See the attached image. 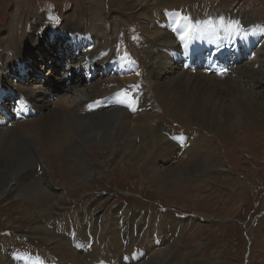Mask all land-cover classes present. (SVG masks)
I'll list each match as a JSON object with an SVG mask.
<instances>
[{
  "label": "rangeland",
  "instance_id": "1",
  "mask_svg": "<svg viewBox=\"0 0 264 264\" xmlns=\"http://www.w3.org/2000/svg\"><path fill=\"white\" fill-rule=\"evenodd\" d=\"M100 2L104 4L101 3L99 9L101 14L99 19L95 20L92 18L93 11L97 7L94 0H0V67L3 69L0 71V100L4 103L3 111H0V126H8L15 120L12 108L16 105L14 102L19 100L17 87L22 84L32 86L33 83L45 82L42 85L46 91L45 99L48 101L50 98L53 100L57 91L55 87L64 85V81L60 79L68 70L67 62L70 63V59L66 61L67 56L77 49L79 53L83 50V42L77 39L79 46H76L75 36H66L67 31L75 32L74 29H79L80 33H88L92 37V34L104 27L111 30V35L116 39L115 47L111 51L116 49L115 53L122 58L123 53L129 50L131 53L128 55L136 57L135 63L140 62L136 52L140 53L142 47H147L145 33L141 27L142 22L145 24L144 20L142 21L141 6H133V0H100ZM181 2L161 0L160 5L168 4L178 7ZM186 5L190 15L196 21L212 16L219 10L225 13L240 12L247 16L264 18V0H186ZM103 19H105V25ZM9 24H11V30L18 31L17 47L13 43L8 47L11 39ZM64 25L68 28L63 27ZM57 29H59L58 32H56ZM55 33L56 35L64 34L63 37L68 40L53 35ZM94 40L95 35L92 37V43H89L90 40L87 39L84 41L90 46ZM65 44L67 46H64ZM15 48L17 50L14 52ZM36 49L34 53L24 56L25 60L32 57L31 64L22 60L21 56ZM148 49L151 51L153 47L149 45ZM180 50L183 51V49ZM180 50L173 56L182 53ZM19 53L22 54L20 57H18ZM71 60L74 61V59ZM175 63L183 66L178 58ZM188 68L196 69L192 66ZM96 71L97 75L111 77V74L104 75V70L95 69L94 72ZM26 72L30 73L28 78L20 79ZM69 72L71 76L68 77V81L73 83L74 79L80 75L74 74L71 70ZM130 73L129 75L133 74ZM16 74L23 76L15 77ZM12 77H15L17 83L11 81ZM137 80L138 84L143 83L141 77ZM82 83L84 86L86 82ZM255 86L250 89L242 88V92H234L236 95H241L239 100L229 99L227 96L226 99L222 96V99L216 97L211 100L209 106L219 110L212 112L224 121V125L217 128L210 126L209 122V126L200 127L199 124L204 125L200 118L184 119L169 116L157 104L148 106V111L151 108L155 110L159 121L166 125V129L173 128L185 137H188L190 133L195 139L204 137V143L215 151L209 153L207 159L203 161L200 160L202 156L196 158L197 153L201 151L197 149L196 155L190 150L186 154L189 157L185 158L184 153L178 162L175 157L164 160L163 153H159L160 156L151 158L150 162L135 161L133 170L120 169V167L117 168L120 154L116 151L122 149L123 143H119V148L116 146L113 152L107 145L104 146L103 141L84 148L81 155L85 154V156L80 155L79 159L60 155L57 150L48 155L43 150L42 155L45 159H42L38 152L39 162L36 169L47 172L56 189L57 197L63 193L65 202L59 206L60 209L44 213L41 211L47 210L50 202L51 205H55L54 207L58 206L56 205L57 197L54 195L49 197L51 192L48 191V195L44 193L34 195L33 197L37 196L34 199L25 198L27 196L23 194L25 191L21 187L4 193V197L0 198V251L15 249L20 255H23L26 250L39 251V254L46 259L53 257V260H50L56 264H72L62 261L59 254L64 257L67 252L63 248L54 250L47 237L54 231L59 234L63 230L62 227H69L66 230L74 233L73 238L85 236L87 231L84 228L88 227L92 231L97 216L101 215L105 217L106 222H109L116 211L122 213L123 218L129 223L135 224L144 231L147 229L156 230V232L164 231L165 238L166 236L174 238L167 247L174 244L168 259H165V264H264V121L259 122L255 119L256 116L264 119V109L260 106V104L263 105L262 98L247 93L251 89L257 90V93H260L259 96L264 97V90H258ZM31 105H28L30 113L22 119L23 121L31 119L41 121L53 117L51 116L54 113L53 104L36 111ZM1 108L2 106L0 110ZM134 108L141 110V108L132 107L130 112L134 113ZM137 117L144 118V115ZM229 120L233 124H229ZM254 124L260 126H254ZM152 138L147 139L144 136L142 140L149 144ZM178 141L179 139L174 140L177 144ZM190 143L192 144L189 142L186 148L191 149ZM139 146L141 141H136L135 148ZM144 149L148 152L149 148ZM183 157L185 162L182 161ZM86 159L91 161L87 163L89 168H93V162L97 161L94 163L97 166H94L95 171L103 173L99 180L90 179L88 172L78 164ZM191 159L193 161L189 163ZM181 165H187L189 171H193L181 173L179 177L186 185L183 187V192L175 194L170 190H160L156 185L147 182L152 177L151 170L148 171L149 167L156 172L166 170L169 172V177H173L172 173L182 171V169L177 170L178 167L184 168ZM188 174L193 178L183 180ZM198 175L207 177L208 183L196 187L197 191L192 185H200L197 180ZM79 182H82L84 186L76 188L75 185ZM69 184L70 187H68ZM196 193L201 197L200 202L189 199L191 194ZM47 196L48 203L40 202ZM177 228L179 236L178 233L177 236L175 235ZM109 229L105 228V230ZM169 232H172L173 236L168 235ZM150 233L147 231L143 235L145 242H140L141 244L144 242V245H137L136 253H133V248L138 240L133 241L130 252L134 260H139L143 255L145 257L142 261H148L151 258L152 254L146 251L151 238L153 239ZM90 238L89 243H83L80 239L79 251L90 250L92 244L99 243L103 250L107 249L105 242L97 240L94 236ZM157 238L155 235L154 245L157 248L165 247L166 244L164 242L163 245L160 244L159 238V242H156ZM75 240L72 242L73 246ZM91 251L94 252L95 249ZM124 253L121 252L119 255L113 253L112 257L108 254L104 256L102 252L100 255L107 264H117L122 258L128 264L130 255L128 257ZM15 260L19 263L23 262L22 259L15 258Z\"/></svg>",
  "mask_w": 264,
  "mask_h": 264
},
{
  "label": "bare ground",
  "instance_id": "2",
  "mask_svg": "<svg viewBox=\"0 0 264 264\" xmlns=\"http://www.w3.org/2000/svg\"><path fill=\"white\" fill-rule=\"evenodd\" d=\"M94 1H96L97 7L93 11L92 18L97 20L101 14L99 10L100 5L104 3L100 2V0ZM160 1L161 0H133V6L139 5L142 8V21L144 20L145 24L142 22L141 27L145 33L144 37L147 46L142 47L140 53L136 52L140 60L138 64H136L134 60L126 63H123L121 60L115 62L114 59L117 55H115L114 50L113 56H109L111 49L115 47L114 43H116V39L111 35V30L103 27V29L92 34V37L95 35V40L93 44L89 46L85 41L87 39L90 40L89 43H92L91 35L89 36L88 33H80L79 29H74L75 32L67 31L65 34L69 37L75 36L74 44L76 46L78 45L77 39L81 40L83 42V50L79 53L76 48L77 50H75L74 53L67 56L66 61L70 59V63L67 62L68 70L64 72L63 77L60 79V81H64V85H57L55 87L57 91L55 92L53 100H51V98L48 101L45 99L46 91L45 87L42 85L45 82L33 83L32 86L22 84L17 87L19 100L15 102L16 105L12 108L15 120L8 126H0V198L4 193L19 187L24 189L25 192L23 194L27 196L25 198L34 199L37 197H33L34 195L41 193L48 195L49 192H51L49 197L52 195L57 197L56 189L50 180L51 177L48 176L46 171L36 169V165L39 162L37 159L38 152L40 154L39 157L45 159V156L42 155L43 150L46 151L47 155L57 150L60 155L63 154L68 158L79 159L80 155L83 154L84 148H89L91 145L99 144L102 141L104 146L107 145L113 152H115L116 146L119 148V143H123L121 146L122 149L116 151L120 154L117 160V168H127L128 170H133L135 161L141 160L139 163H142L147 160L150 162L151 158L160 156L159 153H163L164 160L175 157L176 162H178L184 153L186 158L188 156L186 154H188L190 150L195 154L198 149L201 151H199L197 155L195 154L196 158L197 156H202L200 160H206L213 149L211 146L204 143V137L195 139L193 135H190L192 133H190L188 137H185L173 128L168 127V129H166V125L161 123L162 121H159L158 114L154 112L155 110L151 108L148 111V106L150 104H157L160 105L169 116H177L184 119L200 118L201 122L204 124H199L200 127L209 126L210 124V126L217 128L224 125V121L217 118L212 112L219 110L216 108L212 109L211 106H209L213 98L217 97L218 99H222V96H225L224 98L226 99L227 96L229 99L239 100V96L241 95H236L234 92H242L243 89H250L255 85L258 90H264V35L260 34L264 30V18L260 16H247L240 12L225 13L219 10L212 16L196 21L195 18L190 15L186 0H178L184 2L182 6V2L178 4V7L168 4H163L161 6ZM155 5L160 7H154ZM105 19H103L104 25ZM177 20H180V26L178 27L175 26ZM9 25L11 39L9 37L10 43L8 47L11 46V43L17 47L18 41L16 39H18V31L15 32V30H11V24ZM16 25L14 26L16 27ZM67 25L63 27L68 28ZM214 27L221 30L219 35L222 38H224L223 35L226 37L230 34L235 36L233 46L235 45L236 50L234 52L229 50L225 51L222 55L224 59L228 60V63L225 65L230 69L229 75L218 77L211 73L209 69L204 66V63L198 61L195 62V65L193 64L194 67H192L196 68L193 70L181 67L180 64L173 61V53L180 49H183V54L190 56V60H193L194 53L189 47V42L192 41V35H194L195 32L199 33L203 31L207 39L211 41ZM59 29H57L56 32H58ZM187 29H191L189 33H186ZM56 34L57 33L53 35L68 40L63 37L64 34ZM259 35L260 37L257 39L258 42H256V46L252 49L253 52L248 54V59L246 58L241 62L237 53L241 54L242 50L247 52V48L254 41L253 37H258ZM119 36L120 35H118V37ZM182 36L184 37L183 39L181 38ZM149 45L153 47L151 51L148 49ZM64 46L67 45L65 44ZM202 46L208 47L209 44L205 40ZM72 47L73 46H71V48ZM16 50L17 48L13 49L14 52ZM34 51H37V49L23 56L19 53L18 57L21 56L23 61L31 64L30 61H32V57L25 60L24 56L29 55L31 52L34 53ZM40 51L42 52V49ZM132 56L137 62L136 57L134 55ZM15 58L16 57H14V59ZM71 59H74V61L72 62ZM16 60L17 59H15V61ZM199 65L202 68L201 70L196 67ZM95 66L97 67L95 68ZM95 69L104 70L103 74H111V77L106 78L101 74L97 75L98 72H94ZM1 70H3L2 67H0V71ZM70 70L80 75L74 79L73 83L68 81V77L71 76ZM129 72L133 74L130 73L131 75H129ZM28 74L30 75L29 72H26L24 77H20L23 75L16 74L15 77L19 75L20 79H27ZM15 77H12L11 81L17 83ZM140 77L143 79L141 81L143 83L138 84L137 79ZM83 81L86 82L84 84L85 87L82 86ZM140 85H142V87ZM124 93L127 95H123ZM247 93H252L256 97L262 98L261 103H263V105L260 104V106L264 109V97L261 95L259 96L260 93H257V90L251 89L247 91ZM0 102L2 101L0 100ZM49 104H53L54 106V113L51 114V116H53L51 119L45 118L41 121L31 119L26 122L22 120L30 113V106L28 105H31L32 109L36 111L37 109L41 110ZM0 106H2L0 111H3L4 103ZM133 106L141 108V110L134 108L135 112L132 113L130 109ZM23 109L25 110V114L20 113ZM136 115H144V118L137 117ZM131 117L140 119L133 120ZM255 119L259 122L264 121L263 118L258 116H256ZM228 123L233 124L230 120ZM254 126L260 125L254 124ZM157 131L159 132L157 133ZM144 136L147 139L154 137L155 143L154 138H152V141L150 140L149 144H146L142 140ZM178 139L179 141L177 144L174 140ZM136 141H141V146L135 148ZM186 142H192V144L190 143L191 149L183 147ZM145 147L149 148L148 152L144 149ZM182 150L184 151L182 152ZM185 158L183 157V162H185ZM193 158L194 157H192V159ZM192 159L189 163H192ZM89 162L91 163V161L86 159L78 164H80L83 170L88 172L87 175L90 179L97 178L99 180L103 173H97L95 171V167L97 166L94 163L97 161L93 162V168L87 166ZM181 166L186 170L184 171V168L179 167L178 169L175 168L177 170L182 169V171L180 170L172 173L173 177H169V172L164 169V171L156 172L153 168L149 167L148 171L151 170L152 177L147 180L146 176L145 179L150 184L156 185L160 190H170L172 193L179 194L184 191L183 187L186 186L179 177L181 173L185 174L190 172L187 165ZM189 178H193V176L188 174L183 180ZM197 180L200 185H192L194 186L193 189L197 191L198 189L196 187L204 186L208 183V178L202 175H198ZM82 186H84L82 182L75 185L76 188ZM68 187H70V184ZM49 197L47 196L43 200H40V202L45 203ZM189 199L196 202L201 201V197L198 196L197 193L191 194ZM56 200L57 207H54V204V206L51 205L50 202L47 210L41 212L45 213V211L48 212L49 210L60 209L59 206L63 205L65 202L63 193H60ZM112 216L113 218L109 222L105 221V217L103 218L101 215L97 216L92 231L89 230L88 227L84 228L87 231L85 236L82 235L73 238L74 233L66 230L69 227H62L63 230L59 234L54 231L53 233L51 232L52 234L47 238L54 250L55 248L56 250L63 248V250L67 252L64 257L58 252L60 258L65 263L107 264L104 263L105 261L100 255L101 252L104 256L108 254L111 255V257L113 253L119 255L121 252H125L124 254L126 256L130 255V257L128 256L130 259L128 264H165V259L170 255L174 244L170 245L169 248L167 247L174 238H170L171 236H166L165 238L164 231L156 232V230L148 229L144 231L140 227L135 226V224L132 225L125 220L122 213L115 211V214H112ZM105 228H110L112 230H105ZM147 231L151 232L150 234L153 236V239L156 235L160 240V244L163 245L164 242L166 245L165 247L157 248L150 236L151 243L146 247V251L152 254L151 258H149L148 261H142L145 257V255H143L139 260H134V256L130 252V247L133 246V241L138 240L133 248L134 253L136 246L145 240L142 237ZM177 233L178 228L175 234L176 236ZM170 234L172 235L173 233L169 232L168 235ZM91 236H94L101 242H105L107 249L103 250L99 243L92 244L91 249H95L94 252H92L91 249H85L83 252L79 251L80 239H82L83 243H87L91 240ZM158 238L156 242H159ZM74 239L76 240L73 246L72 242ZM144 242L139 246H143ZM20 250L21 249H19V251ZM3 251V253L0 251V264H16L18 261H16L15 258L24 261L19 264H56L33 250H26L23 255H20L15 249L13 251L4 249ZM117 264H126L124 258L119 259Z\"/></svg>",
  "mask_w": 264,
  "mask_h": 264
},
{
  "label": "snow or ice",
  "instance_id": "3",
  "mask_svg": "<svg viewBox=\"0 0 264 264\" xmlns=\"http://www.w3.org/2000/svg\"><path fill=\"white\" fill-rule=\"evenodd\" d=\"M182 39L184 38L183 36L181 37ZM123 95H127L126 93H124Z\"/></svg>",
  "mask_w": 264,
  "mask_h": 264
},
{
  "label": "trees",
  "instance_id": "4",
  "mask_svg": "<svg viewBox=\"0 0 264 264\" xmlns=\"http://www.w3.org/2000/svg\"><path fill=\"white\" fill-rule=\"evenodd\" d=\"M15 103V102H14Z\"/></svg>",
  "mask_w": 264,
  "mask_h": 264
}]
</instances>
